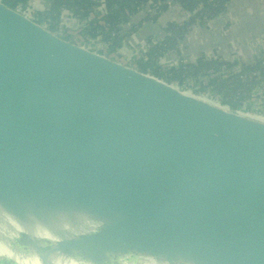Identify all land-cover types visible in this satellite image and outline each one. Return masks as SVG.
<instances>
[{
	"label": "water",
	"instance_id": "obj_1",
	"mask_svg": "<svg viewBox=\"0 0 264 264\" xmlns=\"http://www.w3.org/2000/svg\"><path fill=\"white\" fill-rule=\"evenodd\" d=\"M81 45L0 0V209L55 237L16 244L41 264H264V115Z\"/></svg>",
	"mask_w": 264,
	"mask_h": 264
},
{
	"label": "trees",
	"instance_id": "obj_2",
	"mask_svg": "<svg viewBox=\"0 0 264 264\" xmlns=\"http://www.w3.org/2000/svg\"><path fill=\"white\" fill-rule=\"evenodd\" d=\"M2 1L16 7L26 4L28 0ZM231 1L53 0L46 6L48 8L44 10V13H37L36 17L45 19L49 28L56 31L59 18L71 16L83 24V28L78 33L79 37L83 41L99 42L109 55L116 54L126 45L135 47L136 42L134 43L133 39L145 36L143 43L145 51L138 53V56L133 59L134 64L171 82L182 83L183 73L171 62L172 56L181 46H184V41L191 29L205 27L209 22L226 16ZM98 8L101 10L98 11ZM180 8L181 14L180 11L177 12ZM174 13L177 14L176 20L181 15L185 17L180 25L171 19ZM151 14L154 15L150 16ZM153 20H158L165 25V30L171 35V39L156 40L155 37L154 41L151 40L152 34L156 31L151 23ZM221 63L229 65L226 60L218 58L207 62L199 56L195 62H190L187 75L213 71L207 83H199L196 91L210 97H218V100L226 105L242 107L258 94L256 89L264 85V70L258 69L251 81H242L240 74L233 69L216 74ZM248 64L243 63L246 67H249Z\"/></svg>",
	"mask_w": 264,
	"mask_h": 264
},
{
	"label": "crops",
	"instance_id": "obj_3",
	"mask_svg": "<svg viewBox=\"0 0 264 264\" xmlns=\"http://www.w3.org/2000/svg\"><path fill=\"white\" fill-rule=\"evenodd\" d=\"M52 1L28 0L23 5H30L31 11L37 16V13H44V10L48 8L46 6ZM100 10L98 8V11ZM176 16L177 14L175 13L172 15L171 19L173 22H175ZM151 23L155 24L154 22ZM82 28L83 24L71 16L59 18L58 20L57 30H60L67 38H72L75 41L82 40L78 35ZM159 36V33L155 31L151 40L154 41L155 37L160 39ZM144 38L145 36H138L133 39V42H136L135 47L126 45L125 48L119 50L116 54L128 55L131 59H135L139 52L145 51V47H143ZM86 42L96 46L101 45L99 42L91 40ZM178 51L179 57L187 56L190 62H195L199 56L203 58L210 56L214 59L219 58L226 61L238 58L247 64L254 59L263 58L264 0H232L226 16L209 22L205 27H194L191 29L184 41V46H181ZM175 57L174 54L171 58V62L174 64L176 62ZM258 89H256L258 94L255 97L260 100L261 105H264V85Z\"/></svg>",
	"mask_w": 264,
	"mask_h": 264
},
{
	"label": "built area",
	"instance_id": "obj_4",
	"mask_svg": "<svg viewBox=\"0 0 264 264\" xmlns=\"http://www.w3.org/2000/svg\"><path fill=\"white\" fill-rule=\"evenodd\" d=\"M15 8L17 10H19L20 12L27 14L29 17H31L35 21L39 22L40 24L49 27L48 22L45 19L37 18L33 14V12L30 9V5H17ZM153 15L154 14H151L150 16H153ZM184 18L185 17L181 15L175 21V23H178V25H180V22L182 20H184ZM152 22H154L155 24L160 26V31H161L162 36H163L161 39H164V38L171 39V35L163 28V26L160 24V22L158 20H153ZM56 32L61 33L60 30H56ZM69 39L75 41L72 38H69ZM161 39H157L156 38V40H161ZM76 42L88 45L92 49H95L97 51L106 53V51L104 50L103 47H97V46H95L92 43H88V42L82 41V40L81 41H76ZM174 54L176 56L175 57L176 58L175 68H177L179 71H181L183 73V82L182 83H176V84H179L185 90L192 91V92H195V93H199V92L196 91L197 85L199 83L206 84L207 81H208V78L214 72L213 71H208L205 74L199 73V74H195V75L194 74L187 75V71L190 68V59L187 56L179 57V51H177ZM203 59L206 60L207 62L214 60V58H212L210 56L209 57H204ZM211 59H213V60H211ZM227 62H229V65L221 63L220 66H219V69L215 73L216 74L225 73L228 70H232L233 69V70L237 71L240 74V79L242 81H251L252 78L255 77L256 71L258 69H263L264 70V57L263 58H259V59H254L251 62H249V64H248L249 67L244 66L242 60L238 59V58H234V59L228 60ZM211 98L218 100V97H211ZM241 108H243L245 110L252 111V112L259 113L261 115H264V105H261L260 100L257 99L255 96L249 102H247L245 105H243Z\"/></svg>",
	"mask_w": 264,
	"mask_h": 264
},
{
	"label": "clouds",
	"instance_id": "obj_5",
	"mask_svg": "<svg viewBox=\"0 0 264 264\" xmlns=\"http://www.w3.org/2000/svg\"><path fill=\"white\" fill-rule=\"evenodd\" d=\"M28 232L37 238L55 239L41 224L26 226L7 211L0 209V261L8 260L12 264H41L35 252L25 250L16 244L20 234ZM51 264H85V262L58 257L52 260Z\"/></svg>",
	"mask_w": 264,
	"mask_h": 264
},
{
	"label": "rangeland",
	"instance_id": "obj_6",
	"mask_svg": "<svg viewBox=\"0 0 264 264\" xmlns=\"http://www.w3.org/2000/svg\"><path fill=\"white\" fill-rule=\"evenodd\" d=\"M111 57L113 58H116L117 60H120V61H123V62H126L128 64H134V60L129 58L128 55H124V54H114V55H110Z\"/></svg>",
	"mask_w": 264,
	"mask_h": 264
},
{
	"label": "bare ground",
	"instance_id": "obj_7",
	"mask_svg": "<svg viewBox=\"0 0 264 264\" xmlns=\"http://www.w3.org/2000/svg\"><path fill=\"white\" fill-rule=\"evenodd\" d=\"M81 48H82V49H86V50H88V51L91 50V49H89L88 45H81ZM140 78H142V77H140Z\"/></svg>",
	"mask_w": 264,
	"mask_h": 264
}]
</instances>
